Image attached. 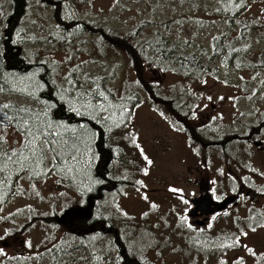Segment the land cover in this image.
Returning a JSON list of instances; mask_svg holds the SVG:
<instances>
[{"label":"rangeland","instance_id":"374dc122","mask_svg":"<svg viewBox=\"0 0 264 264\" xmlns=\"http://www.w3.org/2000/svg\"><path fill=\"white\" fill-rule=\"evenodd\" d=\"M25 1L16 45L25 56L48 64L55 97L65 111L107 124L114 176L125 184L98 203L105 222L101 232L88 235L89 244H82L79 234L64 226L90 192L94 154L89 138L84 136L79 163L57 161V170L49 154L36 175L30 169L11 170L19 189L11 187L14 193L0 203V264H123L116 236L132 259L142 257L147 264H264V0ZM11 10L10 0H0V34ZM56 12L73 27L62 26ZM88 26H107L118 35L138 30L142 43L161 36L178 54H194L209 69L198 77L142 70L145 84L161 99L175 90L183 93L192 108L187 124L200 134L199 141L174 126L175 118L159 98L130 86L138 76L124 50L100 43ZM3 79L7 89L0 92L1 104L35 113L46 109V119L54 124L85 133L84 123L51 118L54 104L40 95L38 73H7ZM69 80L75 91L64 94L72 87ZM98 91L108 101L96 96ZM76 92L91 95L80 100ZM70 99L77 100L79 111ZM89 100L93 105L111 102L114 107L99 114L110 119L89 115L81 107ZM2 133L5 151L19 147L15 122ZM9 186L5 179L0 199ZM206 192L218 201L238 196L236 204L195 227L191 201Z\"/></svg>","mask_w":264,"mask_h":264},{"label":"trees","instance_id":"16d2710c","mask_svg":"<svg viewBox=\"0 0 264 264\" xmlns=\"http://www.w3.org/2000/svg\"><path fill=\"white\" fill-rule=\"evenodd\" d=\"M10 2L12 5L10 18L8 19L4 31L0 34V86L3 87V91L7 89V85L3 79L4 75L7 73L19 76L38 73L42 88L40 95L54 104L51 118L71 124L84 123V136L89 138L94 154L90 169V183L92 184L90 185V192L86 193V197H88L86 198L87 201L86 199L84 200V203L80 206L79 213L70 215L67 218L64 227L69 228L73 234H79L76 238L82 244H89L88 235L101 232V227L105 222L101 219L98 203L102 201L104 196L120 191L125 184V181L121 177L114 176L113 164L115 161V153L114 149L109 145L108 126L94 119L77 118L74 114L65 111L63 106L58 103L55 97L56 83L48 64L41 62V60H37L36 57L30 53H27L25 56L15 42L14 34H16L20 28V23L25 12L26 1L10 0ZM55 15L59 23L66 29L73 27V22L63 21L58 12H56ZM250 27L253 28L251 25ZM87 30L91 34H97L100 43L107 42L112 46L124 50L129 64L134 68L138 76L134 83H129L130 86L133 89L145 88L152 99L156 100L159 98L161 104L165 106L164 109L168 110L171 118H175L171 121L174 126L179 131L187 133L191 139L194 138L195 141H199V137H201L200 134H196V130H193V127L187 124L192 108H190L191 103L189 101L182 100L181 97L183 93L175 90L167 99H161L154 87L145 84L142 77V70L145 66L150 69L172 73L177 76H201L209 69L203 66L194 54H178L175 45L161 36L148 39L142 43L138 30H131L124 35L116 34L113 29L107 26H88ZM165 49H171V51H165ZM0 175H3L5 179L8 180V184H10L8 188L4 189V198L0 199V203L5 204L14 193L11 187L15 186L16 190L19 189V187L16 186L19 182V178L13 179V177H11V179H9L6 172ZM1 188L2 185H0V191ZM1 194L0 192V195ZM86 215H89L90 218L86 219ZM43 222H46V219H44ZM49 222L51 224L54 223L53 219ZM254 226H259V222H255ZM116 243L123 252V264H147L146 260L142 257L132 259L131 250L126 246L125 242L119 240L117 236ZM20 263L21 262H17V260L13 261V264Z\"/></svg>","mask_w":264,"mask_h":264},{"label":"snow or ice","instance_id":"6c2138e0","mask_svg":"<svg viewBox=\"0 0 264 264\" xmlns=\"http://www.w3.org/2000/svg\"><path fill=\"white\" fill-rule=\"evenodd\" d=\"M165 51H171V49H165ZM69 83L72 87L71 89H64V94L75 91L76 85L71 80H69ZM2 91L3 87L0 86V92ZM85 95L91 94L84 92L75 93L76 98L80 100H83ZM95 95L102 97L104 101H108V97L103 91H98ZM68 103L73 107V110L79 111V108L75 106L77 103L76 99H70ZM81 107H84L89 115H95L99 119L108 121L110 116L100 117L99 114L101 111L107 112L108 108L114 107V105L111 102L107 106L104 104L93 105L89 100L87 103L81 104ZM5 110H13L15 115H9ZM124 111H127V109H124ZM46 117V109L40 113H35L34 110L28 107H14L9 103L0 104V174L7 171L10 179L11 170L30 169L33 175H36L40 173L39 166L44 163L49 154H51L53 168L57 170H61L57 161L65 165L68 164L69 160L80 162V157L83 155L82 148L86 144L84 134L79 133L75 128L68 129L61 124H54ZM13 122H15L16 130L21 137L18 141L19 147L11 151H5L3 148L5 137L2 129L12 126ZM81 127L84 126L82 125ZM67 131H71L73 135L65 136L64 133ZM145 160L148 164L152 163L147 156H145ZM53 168H49L47 171H52ZM67 170L71 171L72 169L69 167ZM42 174L46 175L47 172ZM4 182L5 177L0 175V185ZM170 190L176 191V189ZM236 242L238 243L239 241Z\"/></svg>","mask_w":264,"mask_h":264},{"label":"water","instance_id":"95a60500","mask_svg":"<svg viewBox=\"0 0 264 264\" xmlns=\"http://www.w3.org/2000/svg\"><path fill=\"white\" fill-rule=\"evenodd\" d=\"M233 200H234V197L232 196L225 198L221 202L220 206L218 207V210L225 209L228 204L233 202ZM196 205H200L201 207L204 208V210L202 211V214L205 216L203 220H206V217H208L214 212V208L216 206V204L213 201L212 194L209 192L202 193L191 201V206H192L191 216H194L195 214H197V213H194L193 211L196 208L195 207Z\"/></svg>","mask_w":264,"mask_h":264},{"label":"flooded vegetation","instance_id":"af4514ba","mask_svg":"<svg viewBox=\"0 0 264 264\" xmlns=\"http://www.w3.org/2000/svg\"><path fill=\"white\" fill-rule=\"evenodd\" d=\"M199 194H202V193H199ZM241 194V191L240 192H238V195H240ZM238 195H233L232 197H234V200H233V202H231L230 204H236V198H237V196ZM212 197H213V195H212ZM227 198V197H226ZM225 198H223V199H221L220 201H218V200H215L214 198H213V201H214V203L216 204V206H215V208H214V212L211 214V215H209L208 217H206V219L207 220H205L204 222H201L202 220H203V216L201 215V213H202V211L204 210V208L203 207H201L200 205H196L195 207V209L193 210L194 211V213H197V214H195L194 216H191L190 217V219H191V222H190V224L191 225H193V226H195V227H200V226H205V224H206V222L208 221V219H209V217L210 216H212V215H214V214H218V212H221V211H223V210H225V209H222V210H218V207L220 206V204H221V202L224 200ZM194 217H195V220H194ZM200 219H201V221H200ZM199 224V225H198Z\"/></svg>","mask_w":264,"mask_h":264}]
</instances>
